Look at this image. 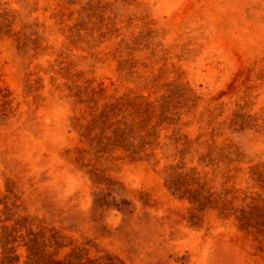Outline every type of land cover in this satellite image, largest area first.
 Masks as SVG:
<instances>
[{"label": "rangeland", "instance_id": "374dc122", "mask_svg": "<svg viewBox=\"0 0 264 264\" xmlns=\"http://www.w3.org/2000/svg\"><path fill=\"white\" fill-rule=\"evenodd\" d=\"M0 264H264V0H0Z\"/></svg>", "mask_w": 264, "mask_h": 264}]
</instances>
